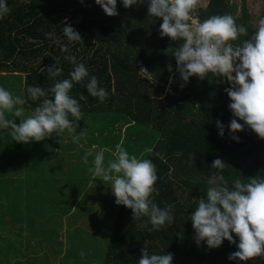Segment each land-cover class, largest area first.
Returning <instances> with one entry per match:
<instances>
[{
    "label": "trees",
    "instance_id": "16d2710c",
    "mask_svg": "<svg viewBox=\"0 0 264 264\" xmlns=\"http://www.w3.org/2000/svg\"><path fill=\"white\" fill-rule=\"evenodd\" d=\"M8 7L0 17V87L25 103L14 105L22 109L20 117L5 112L6 118L18 124L39 104L42 98L28 100V86L47 89L68 78L73 64L64 58L67 54L82 62L108 95L103 101L90 96L84 87L88 77L73 82L69 94L80 103L81 118L71 134L53 132L40 141L22 143L13 141L7 130H0V234L10 237L0 241V264L11 254H27L32 264L37 257L31 254L42 252L43 247L47 255L54 256L63 246L66 256L84 258V264H91L90 258L95 264H136L145 247L157 254L172 253L171 264H248L247 259H227L236 250L235 242L223 240L220 246L207 248L201 241L197 246L187 219L195 207L194 199L205 195L208 180L217 171L210 169L213 159L224 160L219 173L229 187L237 177L246 181L264 176V138L245 127L235 133L238 141L231 139L228 82L211 72L182 81L172 56L181 41L159 36L161 20L147 14L146 3L125 8L117 0V14L112 16L94 0H8ZM242 10L239 17L229 0H209L195 16L203 20L231 15L246 29L231 41L235 45L248 39L257 27L258 20L252 23L245 2ZM64 23L79 32L81 41H67L60 29ZM46 32L66 44V51H60L53 37H45ZM57 62L62 71L48 76L47 68ZM78 93L86 100H79ZM217 120L224 126L223 136L217 134ZM81 130L78 142L73 143L71 136ZM117 143L130 155L150 159L155 165L157 180L150 199L160 208L171 205L173 216L159 230L148 232L147 217H133L131 209L116 205L107 191L100 195L98 207L87 201L93 155L103 150L106 163ZM177 152L181 155H174ZM105 182L107 186L111 183ZM99 212L92 223L94 234L75 228L59 235L62 215L69 217L66 223L71 227L81 216L90 220ZM63 237L67 238L65 244ZM78 250H82L80 254ZM42 255L51 264L52 258Z\"/></svg>",
    "mask_w": 264,
    "mask_h": 264
},
{
    "label": "clouds",
    "instance_id": "9594fccd",
    "mask_svg": "<svg viewBox=\"0 0 264 264\" xmlns=\"http://www.w3.org/2000/svg\"><path fill=\"white\" fill-rule=\"evenodd\" d=\"M94 2L106 15L117 14V0ZM120 3L125 8L146 3L147 14L161 20L159 36L181 41L173 48L172 56L182 81L187 82L193 75L203 78L211 72L228 82L225 92L229 98L227 107L233 117L227 125L231 139L238 141L239 137L235 133L245 127L259 138H264V15L259 17L256 30L248 39L233 45L231 41H235L238 34L246 33L245 27L236 24L229 14L211 15L199 20L193 11L196 0H120ZM8 11V0H0V17ZM60 29L69 43L81 41L79 32L70 24L64 23ZM44 35L53 37L61 52L66 51L67 45L55 39L52 32ZM64 58L73 64L68 78L55 81L47 89L28 86V100L42 99L30 114L19 119L18 124L13 118H6L5 112L20 117L22 109L14 105L24 104L25 99L13 96L6 88L0 87V130H7L13 141H40L53 132L58 135L64 130L73 133L76 121L81 118V105L75 96L69 94V90L73 82H79L84 77H88L84 85L87 93L99 101L106 99L108 93L103 87L97 86V78L88 75L82 62H77L70 54ZM61 71L58 62L47 68L50 77H55ZM77 95L79 100H86L82 93ZM237 118L243 123L238 122ZM216 127L217 134L223 136L224 126L219 120L216 121ZM82 131L71 136L73 143L78 142ZM89 154L91 152L86 156ZM174 155L180 156L181 153ZM111 156L105 163L103 150L95 152L88 171L92 178L100 177L111 182L114 203L130 208L133 217H147L144 224L150 225L146 227L148 232L159 230L166 222L171 223L172 206L160 208L150 199L153 184L157 180L153 162L130 155L120 143L115 145ZM189 159H193L192 153ZM224 167L225 162L219 157L211 161L210 169L217 171L210 176V186L205 195L194 199L195 207L187 219L191 221L197 246L201 241L207 248L218 247L223 240L230 244L235 242L236 250L230 252L227 259L244 261L264 252V176L250 177L246 181L237 177L229 187V182L219 173ZM232 234H235V241ZM144 244L148 245L149 242L145 240ZM171 262L172 253L164 251L157 254L145 247L140 249L136 264Z\"/></svg>",
    "mask_w": 264,
    "mask_h": 264
},
{
    "label": "rangeland",
    "instance_id": "374dc122",
    "mask_svg": "<svg viewBox=\"0 0 264 264\" xmlns=\"http://www.w3.org/2000/svg\"><path fill=\"white\" fill-rule=\"evenodd\" d=\"M208 1L209 0H196V4H195L194 9H193L194 14L196 13V10H198V8H201V9L206 8ZM229 1L234 6L235 14L238 16L240 14L242 15V13H243L242 5H243V2H245L247 10H248L250 16H252V19H253L252 23H253L254 19L258 20L259 16L264 15V0H229ZM254 23H255V21H254ZM256 25H254V27ZM67 141H69V140H67ZM95 147H96V145L93 146V148H95ZM110 185H111V183L107 186L106 182L103 181V179L100 177H97V178L91 177V180L88 182L87 187H86V188H89V191L91 193V197L87 198L88 203L92 204L94 207H98L99 200L101 201L100 195L101 194L103 195V193L106 191L108 192L110 198L115 199V197L112 194ZM86 192L87 191H84V194ZM74 210L75 209H72L70 211V214L72 212H74ZM56 213L59 214L58 212H56ZM100 213L101 212H99L98 214H95L92 217V219H90V220L88 219V217L86 215H83V216H81V218L78 219L76 224L71 226V227L69 226V223L68 224L66 223V221L69 219V217H67L66 215H62V217H61L62 227H59V232H60L59 235L64 233V231L67 229L74 230L75 228L86 230L88 233L94 234L96 228L92 229L93 228L92 223L97 220L98 215ZM10 229H11L10 234L12 236V232L14 231V229H12V226H10ZM9 239H10V237L8 234H6V235L3 233L0 234V241L4 240V242H6ZM62 241L64 242V244L67 243V238L63 237ZM11 243L17 247V242L15 241V239L13 237H11ZM29 243L31 246H34V244H35L34 241L33 242L31 241ZM0 248H2L1 244H0ZM262 248H264V246H262ZM59 250L61 252L55 254L54 256L52 254V256H51L50 254L47 255L48 250L43 247L41 250L42 252H40V253L38 252L37 254H31L32 256L34 255L37 257L36 260H34L32 262V264H46L47 259L45 257H43V255H42L43 253L46 254L49 258H52L51 264H84V261H85L84 258H82L80 260L78 257H75V256H66L64 246L60 247ZM81 251L78 250V254H80ZM41 255H42V257H41ZM39 256H40V258H38ZM1 259H2V254H0V260ZM27 260H28L27 254H24L23 256H20V257L13 256V254H11L9 257H7L5 264H29V261H27ZM77 262H79V263H77ZM88 262H90L91 264H95V259L90 258V260L88 259ZM247 263L248 264H264V252H262L261 255L248 258Z\"/></svg>",
    "mask_w": 264,
    "mask_h": 264
},
{
    "label": "built area",
    "instance_id": "2783aa9c",
    "mask_svg": "<svg viewBox=\"0 0 264 264\" xmlns=\"http://www.w3.org/2000/svg\"><path fill=\"white\" fill-rule=\"evenodd\" d=\"M228 86H229V85H228ZM228 86H227V87H228Z\"/></svg>",
    "mask_w": 264,
    "mask_h": 264
}]
</instances>
